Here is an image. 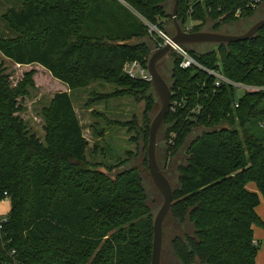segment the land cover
Returning <instances> with one entry per match:
<instances>
[{
    "label": "trees",
    "instance_id": "1",
    "mask_svg": "<svg viewBox=\"0 0 264 264\" xmlns=\"http://www.w3.org/2000/svg\"><path fill=\"white\" fill-rule=\"evenodd\" d=\"M19 1V9L1 15L11 34L0 35V55L37 66L65 89L42 108L40 138L21 114L38 72L25 71L13 83L0 62V200L10 202L0 223V264H150L152 211L139 170L126 167L132 153L111 166L89 161L71 99L72 91L98 81L118 89L87 105L110 96L144 101L142 125L118 124L134 129L135 139L147 147L158 100L150 81L123 70L134 60L146 65L154 48L147 27L117 0ZM122 1L173 34L174 0ZM243 5L244 0H178L176 18L182 27L198 22L192 32L240 34L264 15L263 4L235 17ZM182 46L204 66L218 62L230 80L259 89L236 97L224 84L212 94L210 76L181 68L180 58L169 54L164 77L171 100L184 104L166 115L164 150L168 157L183 150L184 160L176 168L168 215L193 229L174 237L171 247L182 264H255L261 241L252 227L264 226L255 211L258 192L264 199V141L245 126L264 118V26L245 41ZM196 105V118L189 117ZM143 164L147 169L146 155ZM249 182L258 192L246 188Z\"/></svg>",
    "mask_w": 264,
    "mask_h": 264
},
{
    "label": "rangeland",
    "instance_id": "2",
    "mask_svg": "<svg viewBox=\"0 0 264 264\" xmlns=\"http://www.w3.org/2000/svg\"><path fill=\"white\" fill-rule=\"evenodd\" d=\"M20 6L21 1L19 0H0V35L9 36L11 34L6 22L1 18V15L9 8L19 9ZM0 62L3 63L5 73L10 76L13 83L19 81L25 71L35 68L38 72L34 77L35 87L28 88V93L23 102L24 111L21 114L28 128L42 138V126L44 123L42 108L48 106L54 92L64 90L65 86L54 78L52 81L50 77L46 75V72L40 68L38 69L37 66L18 65L1 55ZM170 64L171 58L168 55L166 61L160 65L163 77L165 76L164 74H168ZM61 85H63V87ZM116 89L118 88L112 84L96 81L86 87L71 92V99L79 118L83 136L88 141L86 150L87 159L94 163L101 162L106 166H111L125 160L128 157L127 153L131 152L133 157L132 160L130 159L126 162V167H134L139 170L143 179V184L149 195L148 203L153 215L160 206L162 200L160 193L153 185L148 171L143 164L146 155V146L142 145L139 139H135L136 132L134 129L118 124L132 121L136 125H142L144 101H136L130 96H110L107 99L97 100L87 105L89 99H96L99 94H110ZM241 93L242 91L236 90V97L240 96ZM157 109L158 101H156V106L151 117ZM258 121L259 119H252L245 127L264 141V130L258 126ZM140 145H142L141 150H139ZM164 148V128L162 126L158 133L157 159L161 168L166 171V175L173 188H175L178 185L176 168L178 164L184 160L183 150L174 156L165 158L163 152ZM260 200L261 202L258 205L259 210H261L264 205V199L261 197ZM9 206L10 202L7 197L0 200V214H7ZM256 229L255 231L257 232L260 231V229H264V227H256ZM173 231L182 237L185 234H192L193 229L192 225L187 221L180 224L179 222L168 220L167 218L164 220L161 264H173L168 262V260L171 259L167 253L170 248V239L175 234ZM257 238L262 241L258 250V259H261L264 255V239L259 236ZM175 260L177 264H180L177 259Z\"/></svg>",
    "mask_w": 264,
    "mask_h": 264
},
{
    "label": "water",
    "instance_id": "3",
    "mask_svg": "<svg viewBox=\"0 0 264 264\" xmlns=\"http://www.w3.org/2000/svg\"><path fill=\"white\" fill-rule=\"evenodd\" d=\"M178 0H174L172 7L173 42L184 44L202 43H230L245 41L252 38L259 29L264 26V15L254 22L245 32L240 34L204 29L193 32H185L178 22L177 16ZM170 53V45L151 52L147 60V70L150 75V83L158 100V109L153 114L149 123L148 142L146 147L147 171L155 188L161 195V204L152 215V251L150 264H161V253L163 246V226L164 220L169 214L172 204L174 188L166 175V171L161 168L157 159L158 133L165 122L166 115L171 104L170 86L161 74L159 67L166 61Z\"/></svg>",
    "mask_w": 264,
    "mask_h": 264
},
{
    "label": "built area",
    "instance_id": "4",
    "mask_svg": "<svg viewBox=\"0 0 264 264\" xmlns=\"http://www.w3.org/2000/svg\"><path fill=\"white\" fill-rule=\"evenodd\" d=\"M122 4H124L127 8H129L133 14L137 15L142 23L147 27V32L149 33L150 37L153 40L154 43V48L152 49L151 52H153L156 49L162 48L165 45L169 44L170 45V53L173 52L175 53L179 58V66L183 69H188L191 67H196L199 70L203 71L212 78V83H211V89H212V94L216 93L217 90L221 88L222 85H230L232 86L235 91L240 90L242 91L241 95L245 93L246 91H255L258 90L259 87H254V86H249L240 82H235L233 80H230L227 78L221 69V66L218 62L215 63L214 68H209L201 64L199 61H197L182 45L177 44L172 41L171 35L165 33L157 24H154L147 19H144L143 17H140L133 9H131L125 2L122 0H119ZM264 4V0H244V5L241 8H238L235 11V17H238L243 9H258L262 7ZM198 22L193 21V20H188L185 25L182 27V29L185 32H192V28L197 25ZM169 53V54H170ZM124 72L133 79H141L143 81H150V75L147 70V63L146 65H142L139 61H130L127 62L124 65L123 68ZM240 95V96H241ZM184 104V103H183ZM181 101L179 100H171L170 108L169 109H174L177 106H182L183 105ZM234 106H238V100L236 99L234 101ZM200 110V106L196 105V107H193L189 111V117L196 118L198 112ZM194 114V115H193ZM258 126L264 130V118L260 119L258 121ZM170 141V140H169ZM6 194V193H4ZM1 221H5V217L0 218V223Z\"/></svg>",
    "mask_w": 264,
    "mask_h": 264
},
{
    "label": "crops",
    "instance_id": "5",
    "mask_svg": "<svg viewBox=\"0 0 264 264\" xmlns=\"http://www.w3.org/2000/svg\"><path fill=\"white\" fill-rule=\"evenodd\" d=\"M246 188L248 189V190H250V191H255V192H258V190H257V187H256V185H255V183L254 182H249V183H247L246 184ZM258 194H259V196H260V198H261V195H260V193L258 192ZM260 202H261V200H260ZM260 204V203H259ZM255 211L257 212V214L259 215V217L263 220V222H264V205L262 206V209L261 210H259L258 209V206L255 208ZM6 214H0V217H3V216H5ZM180 223V222H179ZM181 224V223H180ZM256 227H258V228H261L260 226H257V225H253V235H254V238L256 239V240H259L257 237L259 236V237H261V238H263L264 239V229H260V231H255V230H257L256 229ZM264 227V226H263ZM261 241V240H260ZM261 244H262V241H261ZM264 244V243H263ZM263 248H264V245H263ZM259 258V254L257 253V256H256V259H255V264H264V255L262 256V258L261 259H258Z\"/></svg>",
    "mask_w": 264,
    "mask_h": 264
},
{
    "label": "flooded vegetation",
    "instance_id": "6",
    "mask_svg": "<svg viewBox=\"0 0 264 264\" xmlns=\"http://www.w3.org/2000/svg\"><path fill=\"white\" fill-rule=\"evenodd\" d=\"M164 152V157L165 158H168V156L166 155V150H164L163 151ZM164 164H165V162H164ZM168 220H172V221H176V220H174L171 216H169V215H167V217H166ZM176 222H178V221H176ZM174 233H175V231H173ZM176 236H180V235H178L177 233H175L174 234V236L170 239V248H169V250H168V256H169V258L171 259V260H168V262L169 263H173V264H177V262H176V260L175 259H177V261L180 263V264H182L181 262H180V260L177 258V256L175 255V253H174V251H173V249H172V247H171V243H172V240H173V238L174 237H176ZM181 237V236H180ZM172 257V258H171ZM173 257H174V259H173Z\"/></svg>",
    "mask_w": 264,
    "mask_h": 264
}]
</instances>
